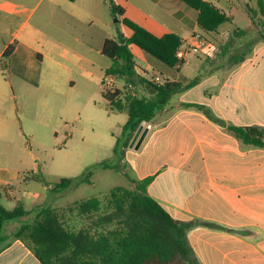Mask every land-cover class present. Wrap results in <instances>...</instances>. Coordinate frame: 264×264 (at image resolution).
<instances>
[{
    "label": "crops",
    "instance_id": "obj_1",
    "mask_svg": "<svg viewBox=\"0 0 264 264\" xmlns=\"http://www.w3.org/2000/svg\"><path fill=\"white\" fill-rule=\"evenodd\" d=\"M114 1L125 8V15L136 11L140 18L133 21L157 37L174 33L184 44L201 33L198 12L187 10L180 0H139L151 2L152 11L168 21L152 18L131 0ZM206 1L225 11L232 22L207 36L215 46L212 55L192 49L190 61L178 71L160 65L171 81H200L175 95L149 123L151 128L144 126L147 132L138 146L128 148L121 172L136 175L129 188L133 181L153 177L148 194L175 219L192 223L187 238L200 264H264V146L246 144L230 129H264V29L251 18L244 28L235 26L232 9L223 8L219 0ZM106 4L107 0H0V61L8 47H15L8 69L0 68V186L6 187L10 200L21 178L26 187L36 181V163L27 131L11 114L9 102L18 104V96L15 91L9 94L13 83L6 77L17 76L39 87L45 63L66 76L72 72L70 64L82 60L79 53L94 65L93 54L103 55L105 41L119 34L104 15ZM110 12L112 18L111 8ZM147 61L144 70L137 67L143 76L149 65L159 68ZM191 66L195 67L188 71ZM140 91L153 94L150 87ZM107 111L120 120L122 131L127 113ZM27 197L35 200L38 194L28 191ZM0 264L41 263L23 241L11 238L0 244Z\"/></svg>",
    "mask_w": 264,
    "mask_h": 264
},
{
    "label": "trees",
    "instance_id": "obj_2",
    "mask_svg": "<svg viewBox=\"0 0 264 264\" xmlns=\"http://www.w3.org/2000/svg\"><path fill=\"white\" fill-rule=\"evenodd\" d=\"M75 1V0H70ZM112 14L125 15V8L108 0ZM198 12V28L208 40L209 35L232 22V18L212 2L206 0H180ZM254 1L264 17V0ZM250 10V8L248 7ZM132 36L125 39H107L102 53L112 61L105 77L123 81L124 86L111 88L102 81V96L109 109L128 115L122 131L116 137L114 153L116 162L105 161L96 165L104 170H120L129 145L143 122L150 123L170 104L172 98L198 84L200 77L184 84L166 80L156 85L137 72L131 50L136 46L166 67L179 70L177 51L183 45L182 38L174 33L157 37L140 25L125 19ZM208 36V37H207ZM15 47L11 45L0 61L2 70L8 69V61ZM150 87L152 95L141 92ZM230 129L242 142L264 146V129L260 127H234ZM91 169L82 177L62 179L51 192L61 194L71 187L92 183ZM46 183L45 179L35 177ZM153 177L133 181L134 187H115L104 197H93L76 202L63 210L51 206L37 211L33 223H24L12 235L6 234L8 223L30 214L22 206L7 209L2 204L6 187L0 186V244L8 240L23 241L41 264H200L195 258L187 238L191 222L175 219L157 200L148 194ZM49 186V184H47ZM68 215L80 217L87 223L81 228L69 225Z\"/></svg>",
    "mask_w": 264,
    "mask_h": 264
},
{
    "label": "rangeland",
    "instance_id": "obj_3",
    "mask_svg": "<svg viewBox=\"0 0 264 264\" xmlns=\"http://www.w3.org/2000/svg\"><path fill=\"white\" fill-rule=\"evenodd\" d=\"M131 1L137 5V8L148 12L152 18L168 21V18L163 17L159 11H152L151 2ZM233 1L230 3L228 0H219V4L226 10L232 9V13L236 16L235 26L244 28V21L251 18L264 29V18L260 15L254 1L248 0L245 3L242 0ZM106 5L104 15L108 16L117 33L127 40L130 39L132 32L125 26L124 20L128 19L134 22L133 19L140 18L138 13L130 9L123 17L117 18L113 15L111 18L108 0ZM185 7L194 12L191 8ZM229 26V23L223 25V27ZM210 39L212 40V38ZM130 47L137 67L144 70L148 64L147 59H151L159 65V68L149 65L148 74H145L148 79L152 75L160 76L164 82L172 79L160 69V65L163 66V64L154 60L141 49L133 45ZM79 54L82 60L76 64H70L72 72L67 76L53 69L49 63H45L39 87H32L17 76L7 75L6 77L7 81L13 83V87L10 86L9 94L11 95L15 91L18 96V104L15 100L9 102L11 110L13 107L11 114L15 116L17 124L19 122L18 126L25 128L28 133L26 139L28 148L35 155L36 176L42 177L46 181L44 183L36 180L26 187L23 178H21L13 185L15 199L10 200L6 195L3 196L2 204L5 208L13 209L19 205L30 211L29 215L8 223L6 234H9L12 229L17 230L24 223H33L37 211L41 208L51 206L57 210H63L76 202L93 197L102 198L115 187L129 188L130 180L136 178L132 172L123 174L121 169L118 171L104 170L96 167L99 163L116 162L117 160L114 145L116 136L121 132L120 120L109 115L108 103L102 96V81L106 79L108 87L111 78L105 77V71L111 66L112 61L95 52L93 54L94 65H92L88 55ZM194 67L191 66L187 70L190 71ZM175 73L177 74V72ZM113 84L114 88L122 89L124 86L123 81L115 78H113ZM124 165L123 159L121 167ZM89 169L93 172L91 184L74 186L61 194L51 192V188L62 179L82 177ZM47 184L50 189L45 191ZM28 191L37 193L38 199H29ZM67 220L69 225H74L77 228H81L87 223L73 215H68Z\"/></svg>",
    "mask_w": 264,
    "mask_h": 264
},
{
    "label": "built area",
    "instance_id": "obj_4",
    "mask_svg": "<svg viewBox=\"0 0 264 264\" xmlns=\"http://www.w3.org/2000/svg\"><path fill=\"white\" fill-rule=\"evenodd\" d=\"M192 49L203 50L205 55L210 56L215 51V46L213 43H211L210 40L206 39L201 33L196 32L195 34H193V36H191L189 40H186L185 43L177 51V58L179 60L177 68H180L189 62L188 54ZM149 80L156 85H161L164 83L163 79L160 76L152 75ZM113 86H114L113 81L110 79V82L108 83V87L112 88ZM142 125L151 128V125L146 122H143Z\"/></svg>",
    "mask_w": 264,
    "mask_h": 264
},
{
    "label": "water",
    "instance_id": "obj_5",
    "mask_svg": "<svg viewBox=\"0 0 264 264\" xmlns=\"http://www.w3.org/2000/svg\"><path fill=\"white\" fill-rule=\"evenodd\" d=\"M146 132H147V128H145L144 125H141L137 130V132L135 133L129 147L133 148L134 146H138L142 141V139L144 138Z\"/></svg>",
    "mask_w": 264,
    "mask_h": 264
}]
</instances>
